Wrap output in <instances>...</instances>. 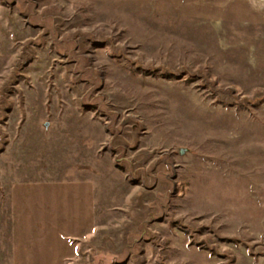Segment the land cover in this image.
Segmentation results:
<instances>
[{
    "label": "rangeland",
    "instance_id": "obj_1",
    "mask_svg": "<svg viewBox=\"0 0 264 264\" xmlns=\"http://www.w3.org/2000/svg\"><path fill=\"white\" fill-rule=\"evenodd\" d=\"M0 264H264V0H0Z\"/></svg>",
    "mask_w": 264,
    "mask_h": 264
},
{
    "label": "water",
    "instance_id": "obj_2",
    "mask_svg": "<svg viewBox=\"0 0 264 264\" xmlns=\"http://www.w3.org/2000/svg\"><path fill=\"white\" fill-rule=\"evenodd\" d=\"M181 153H183V151H181Z\"/></svg>",
    "mask_w": 264,
    "mask_h": 264
}]
</instances>
